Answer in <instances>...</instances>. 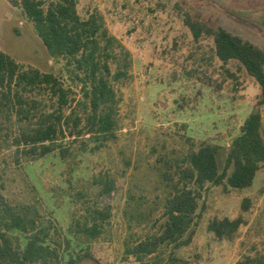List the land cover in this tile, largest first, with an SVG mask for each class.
Listing matches in <instances>:
<instances>
[{"label": "rangeland", "instance_id": "obj_1", "mask_svg": "<svg viewBox=\"0 0 264 264\" xmlns=\"http://www.w3.org/2000/svg\"><path fill=\"white\" fill-rule=\"evenodd\" d=\"M11 1L19 0H0V52L22 70L52 73L70 88V98L81 99L70 69L48 55ZM75 1L83 19L95 16L115 39L108 62L113 74H126L112 81L119 99L114 135L102 145L87 136L67 138L64 157L55 151L36 160L19 155L17 162L12 139L26 123L0 110V184L7 203L48 233L46 242L58 255L52 264H264V167L244 190L205 184L197 191L188 245H160L142 262L126 253L161 232L165 200L188 153L203 144L220 146L221 168L253 111L264 138L259 85L237 61L217 58L210 33L221 28L264 52V0ZM23 95H34L48 111L57 107L45 91ZM238 217L242 223L229 238L207 230L214 219ZM8 235L24 248L27 235Z\"/></svg>", "mask_w": 264, "mask_h": 264}, {"label": "trees", "instance_id": "obj_2", "mask_svg": "<svg viewBox=\"0 0 264 264\" xmlns=\"http://www.w3.org/2000/svg\"><path fill=\"white\" fill-rule=\"evenodd\" d=\"M11 5L18 6L33 24L48 55L64 61L70 69L69 80L81 93V99L70 98L71 90L64 87L60 78L50 72L22 70L12 57L0 52V110L6 109L17 116L19 123H26L12 139L16 161L19 155L36 160L55 151L64 157L68 152L64 142L67 138L75 141L87 136L98 145L108 141L115 132L119 103L112 81L126 75L122 70L113 74L108 62L114 56L115 39L107 36L95 16L83 19L77 13L75 0H19L11 1ZM210 33L217 58L222 63L237 61L257 82L264 101V52L221 28H212ZM42 91L56 98V108L48 111L33 95ZM25 92L33 96L26 99ZM71 103L72 109L68 108ZM65 109L70 111L65 113ZM220 151V146L203 144L185 156L186 166L177 181L181 186L174 185L165 200L166 220L161 232L137 242L126 250L128 255L142 262L160 245L169 244L173 249L188 245L197 224V191L205 184L221 186L226 192L244 190L253 184L256 173L264 167L260 114L253 111L245 118L240 133L228 146L221 168ZM2 189L0 184V264H52L58 255L56 248L46 242L48 233L36 229L34 220L16 212L5 200ZM241 207L246 211V201ZM241 223L240 217L214 219L207 230L217 238H229ZM11 230L27 235L23 249L11 240ZM92 230L94 227L86 229L90 233Z\"/></svg>", "mask_w": 264, "mask_h": 264}]
</instances>
